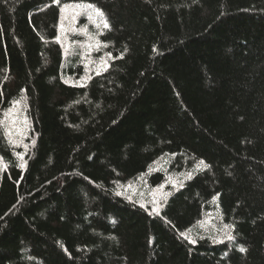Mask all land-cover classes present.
I'll return each instance as SVG.
<instances>
[{
    "label": "trees",
    "instance_id": "16d2710c",
    "mask_svg": "<svg viewBox=\"0 0 264 264\" xmlns=\"http://www.w3.org/2000/svg\"><path fill=\"white\" fill-rule=\"evenodd\" d=\"M0 121V264H264V0H0Z\"/></svg>",
    "mask_w": 264,
    "mask_h": 264
},
{
    "label": "rangeland",
    "instance_id": "374dc122",
    "mask_svg": "<svg viewBox=\"0 0 264 264\" xmlns=\"http://www.w3.org/2000/svg\"><path fill=\"white\" fill-rule=\"evenodd\" d=\"M16 110V109H15ZM12 111L10 114H9V118H8V123L10 124V127L11 129L13 130L11 133L13 134V137L16 138V136L18 137V140L15 139V142L20 145V146H25V143H23V141L25 140V126H26V123H25V120L26 118H24V116L20 117V114H18V110L17 111ZM18 116H16L15 115ZM27 121V120H26ZM162 193H164V190L163 189H160L158 191H156L154 193L155 196H158L161 195Z\"/></svg>",
    "mask_w": 264,
    "mask_h": 264
},
{
    "label": "snow or ice",
    "instance_id": "6c2138e0",
    "mask_svg": "<svg viewBox=\"0 0 264 264\" xmlns=\"http://www.w3.org/2000/svg\"><path fill=\"white\" fill-rule=\"evenodd\" d=\"M53 2H54V3H59V0H53ZM64 7L67 8L68 5H64ZM76 7H80V5H76ZM87 7H88L89 9H92V8H94V5H92L91 3H89ZM95 11H96V14H97L98 16H101V17L103 16V13H102V11H101L100 9H96ZM91 19H92V18L89 17V20H91ZM96 26H97V28H99V24H98V23H97ZM103 27H104V28H108V27H109V24L107 23L106 20H105L104 23H103ZM108 55L111 56V53H109ZM15 103H19V101L15 102ZM2 123H3V121H0V124H2ZM21 167H23V165H21ZM153 210L155 211L156 209H153ZM186 238H187V237H186ZM228 239H229V240H232V239H234V237H232V236L229 235V236H228ZM192 242H194V241H192ZM240 251L243 252V251H246V249H244V248L241 247V248H240Z\"/></svg>",
    "mask_w": 264,
    "mask_h": 264
}]
</instances>
